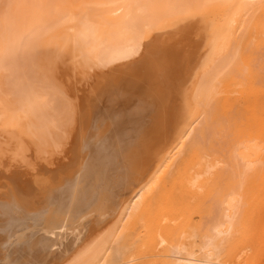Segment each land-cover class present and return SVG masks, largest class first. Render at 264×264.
<instances>
[{"label": "bare ground", "instance_id": "bare-ground-1", "mask_svg": "<svg viewBox=\"0 0 264 264\" xmlns=\"http://www.w3.org/2000/svg\"><path fill=\"white\" fill-rule=\"evenodd\" d=\"M73 131L0 264H264V0H0V176Z\"/></svg>", "mask_w": 264, "mask_h": 264}, {"label": "rangeland", "instance_id": "rangeland-1", "mask_svg": "<svg viewBox=\"0 0 264 264\" xmlns=\"http://www.w3.org/2000/svg\"><path fill=\"white\" fill-rule=\"evenodd\" d=\"M103 131L104 130H102V133H103ZM74 132V131H73ZM72 132V135H70V139H69V141H68V144H66V146L63 148L62 147V149L60 148L59 150L58 149H56L55 151H54V149H52V148H50V151L47 153V157L44 155V156H42L41 154L39 155L38 153H36L37 151H39V150H36L35 151V149H38V146H37V144L35 145V143H32L31 145L30 144H28V147H29V145H30V149H25V150H27V154H33V157H34V155L35 156H37V154L40 156H37L38 157V165L37 166H39L38 168H40V169H38V170H41V171H43V172H40V171H36V173H34V175H31L33 172H32V170L30 171V172H32V173H30V176H29V173L27 174H24V177L25 176H28L27 178H23V177H21V178H23V179H21V178H18V177H20V176H17V174L16 173H18V171H14V174H15V176H17V177H15V178H17L16 179V181H15V183H16V185H18V186H16V185H14L15 183H12V182H10V183H12V184H10L9 183V181H10V179L13 181V177L12 176H14V174H10L11 176H10V178H9V176H6L7 175V173H5L4 175L6 176H3V177H1L3 174H1V176H0V187L1 186H3L4 188H6V189H3L2 187L0 188L1 190H13V187H14V189L15 188H17V187H21L20 189H22V190H13L15 193L16 192H20L19 194H18V197L17 198H19L18 199V201H19V203L20 204H22V207H24V209H26L25 211H28V213H30L31 214V212H29V211H34V209L36 210L40 205H41V203H42V201H43V198L45 197V191L44 190H46L47 189V186H49V185H52V184H56V182H57V180L59 179V177L62 175V174H65V173H69V172H72L73 170H75L79 165H81L85 160H84V158L86 157V151H82L83 150V148H82V143H81V140H82V138H79V139H77V137L78 136H80V134H79V132L78 133H76V132H74L73 133ZM84 132V134H87L88 133V130H84L83 131ZM83 132H82V134H83ZM86 132V133H85ZM75 134V135H74ZM77 134V135H76ZM72 136V137H71ZM74 136V137H73ZM77 136V137H76ZM81 137V136H80ZM34 139V138H33ZM31 140V139H30ZM29 140V141H30ZM30 142H33V140L32 141H30ZM34 142H35V139H34ZM35 145V146H34ZM32 146V147H31ZM37 146V147H36ZM33 147H35V148H33ZM15 148V147H14ZM34 150H33V149ZM12 149V148H11ZM31 150V151H30ZM62 150H64V152H62ZM34 151H35V153H34ZM57 152V153H56ZM60 152V153H59ZM79 152V153H78ZM54 153V154H53ZM50 154V155H49ZM42 156V157H41ZM36 157V158H37ZM44 157H45V159H47V160H45L44 159ZM41 158V159H40ZM79 158V159H78ZM40 159V160H39ZM33 160H34V158H33ZM43 161V162H42ZM72 163L71 164V166H69L70 164L69 163ZM77 164H76V163ZM68 163V164H67ZM75 163V164H74ZM62 166H61V165ZM43 165V166H42ZM64 165V166H63ZM78 165V166H77ZM71 167V168H69V167ZM77 166V167H76ZM63 167H65V168H63ZM74 167V168H73ZM62 168V171L60 172V171H58L59 169H61ZM21 169V168H20ZM22 170V169H21ZM40 172V173H39ZM44 172H45V174H44ZM57 173V175H55ZM36 174L38 175V176H36ZM41 175V176H40ZM31 176L34 178V181H36L35 183H34V181H32L33 180V178H31ZM35 176H36V178H35ZM53 176H54V178H53ZM8 177V178H7ZM12 177V178H11ZM43 177V178H42ZM3 178V179H2ZM6 178H7V180L9 179V181H6ZM14 178V179H15ZM19 181V182H18ZM26 182H28V183H26ZM31 182H33V185H31ZM38 182V183H37ZM47 182V183H46ZM4 183H6V185L8 186V188L7 187H5L6 185H4ZM26 183V184H25ZM3 184V185H2ZM21 184V185H20ZM11 185H13V186H11ZM20 185V186H19ZM36 185V188L35 189H38L40 186V190L38 189V192H37V190L35 191L34 190V186ZM46 186V187H44V186ZM26 186H28V187H26ZM30 186H33L32 187V189L33 190H30ZM24 187H26V188H24ZM11 188V189H10ZM42 188V189H41ZM27 189V190H26ZM28 190H29V193H28ZM42 190V192H39V191H41ZM25 191H27V192H25ZM35 191V192H34ZM44 191V192H43ZM36 192H37V194H36ZM28 193V194H27ZM26 194V195H25ZM34 194L35 195H37V197L36 196H34ZM26 196V198H24L25 196ZM27 195H31V196H33L32 198H34V199H32L30 196H28L27 197ZM20 198H21V200H20ZM29 198V199H28ZM31 198V199H30ZM22 199H26V200H22ZM41 199V200H40ZM34 200V201H33ZM26 201V202H25ZM35 205V206H34ZM27 213V214H28ZM33 213V212H32ZM36 215V214H35ZM93 218V219H92ZM92 219V220H91ZM90 220H91V223L90 224H92V225H90L89 224V226H93V225H96V222L97 221H94V220H96L94 217H91L90 218ZM93 221V222H92ZM104 222V221H103ZM102 222V223H103ZM99 224H101V223H97V226L99 225ZM86 227H88V224H87V226ZM87 230H89V227L87 228ZM31 232H33V231H31ZM34 232H36V231H34ZM4 237H6V236H4ZM8 237V236H7ZM6 237V238H7ZM3 239V233L2 234H0V246L3 248V244H4V247L5 246H7L6 244L9 242L10 243V240H7V239ZM3 239V240H2ZM192 240L193 239H191V242H192ZM11 241H13V240H11ZM190 241V240H189ZM12 243V242H11ZM11 243L9 244V245H11ZM0 247V248H1ZM1 248V249H2ZM7 249V248H6ZM1 253H4V252H2V250L0 251Z\"/></svg>", "mask_w": 264, "mask_h": 264}]
</instances>
